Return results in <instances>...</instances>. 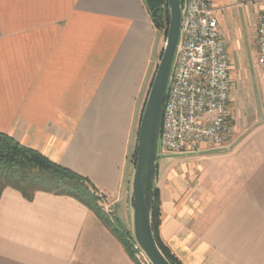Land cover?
I'll return each mask as SVG.
<instances>
[{"label":"crops","instance_id":"obj_1","mask_svg":"<svg viewBox=\"0 0 264 264\" xmlns=\"http://www.w3.org/2000/svg\"><path fill=\"white\" fill-rule=\"evenodd\" d=\"M210 1L243 69L262 0ZM156 40L144 0H0V134L88 179L116 218L132 212L131 137ZM251 117L223 147H196L172 183L164 174L158 236L181 264H264V120ZM0 264L135 262L76 200L5 188Z\"/></svg>","mask_w":264,"mask_h":264},{"label":"built area","instance_id":"obj_2","mask_svg":"<svg viewBox=\"0 0 264 264\" xmlns=\"http://www.w3.org/2000/svg\"><path fill=\"white\" fill-rule=\"evenodd\" d=\"M262 3L254 46L264 82ZM214 13L210 0H182L180 39L163 104L162 155L190 154L201 145L221 148L233 136L231 68Z\"/></svg>","mask_w":264,"mask_h":264},{"label":"trees","instance_id":"obj_3","mask_svg":"<svg viewBox=\"0 0 264 264\" xmlns=\"http://www.w3.org/2000/svg\"><path fill=\"white\" fill-rule=\"evenodd\" d=\"M156 31L166 30L169 23L167 0H144ZM135 163L136 146L132 155ZM5 188L19 192L27 201L35 193L70 197L85 206L120 242L129 257L139 264L133 253L128 230L115 216L105 213L101 207L102 196L86 178L59 166L36 150L20 145L12 137L0 134V195ZM159 191L156 190L151 215V227L155 242L171 264H181L159 239Z\"/></svg>","mask_w":264,"mask_h":264},{"label":"water","instance_id":"obj_4","mask_svg":"<svg viewBox=\"0 0 264 264\" xmlns=\"http://www.w3.org/2000/svg\"><path fill=\"white\" fill-rule=\"evenodd\" d=\"M169 23L165 46L139 120L136 159L131 180L132 232L150 264H171L158 248L151 227L160 154L163 104L180 39L182 0H167Z\"/></svg>","mask_w":264,"mask_h":264},{"label":"rangeland","instance_id":"obj_5","mask_svg":"<svg viewBox=\"0 0 264 264\" xmlns=\"http://www.w3.org/2000/svg\"><path fill=\"white\" fill-rule=\"evenodd\" d=\"M258 5V4H257ZM256 5V6H257ZM168 28V25H167ZM166 30H158L157 31V40L155 43V49L153 52V57L151 60V65L149 68V74H148V80L147 84L144 88V94L141 101V111L138 115V118L135 122L134 129L132 132V139H131V146H132V155L134 154L135 146H136V140H137V131L139 126V120L142 113V109L145 103V100L147 98V94L151 85V82L153 80V77L155 75V72L157 70L158 64L160 62V58L162 55V51L165 46L166 41ZM243 69H239L235 67L233 70L231 68V93H230V103H231V113L233 117V125L236 123L240 125H244L245 122L249 126L253 124V120H255L253 117H251L252 114L255 113V116L257 118V122L264 120V82L262 80L260 71L258 67L255 64V46L254 42L252 41V38L250 37V27L247 28L243 32ZM260 123V122H259ZM259 123H256L255 125L258 126ZM264 126V125H263ZM257 133V132H256ZM259 134V133H258ZM258 134H253L252 137L248 139V142L250 144L255 143L257 140L256 138H259ZM233 137V136H232ZM191 155L189 154H167L162 155L158 162V171H157V177L159 176L160 182L156 181V188L161 187V182L163 180L164 174L168 175V184L172 183L174 179V173L177 172V166L176 164H182L186 168H188V164L191 159ZM134 163V161H133ZM188 170V169H187ZM188 175V171L186 172ZM186 184H189V178L187 177L185 179ZM186 185V186H187ZM101 207L105 211V213L109 215H113L111 213V209H105V201L102 197L101 199ZM133 208V207H132ZM118 220L120 223L128 230V233L130 235L129 240L131 242V245L133 246V253L136 261L139 264H150L148 259L144 256V254L141 252V250L138 248L137 244L135 243L133 239V232H132V212L131 215L129 214L128 218L125 216L124 213L118 214ZM135 246L137 248H135ZM147 260V261H146Z\"/></svg>","mask_w":264,"mask_h":264}]
</instances>
